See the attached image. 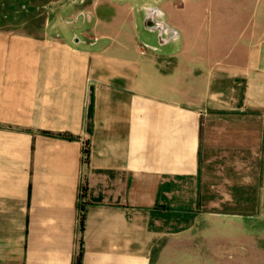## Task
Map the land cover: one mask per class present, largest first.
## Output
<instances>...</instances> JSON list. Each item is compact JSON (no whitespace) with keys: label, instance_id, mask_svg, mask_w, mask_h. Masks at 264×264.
Here are the masks:
<instances>
[{"label":"crops","instance_id":"0c3cea01","mask_svg":"<svg viewBox=\"0 0 264 264\" xmlns=\"http://www.w3.org/2000/svg\"><path fill=\"white\" fill-rule=\"evenodd\" d=\"M50 2L0 14V264H157L205 200L264 216V0Z\"/></svg>","mask_w":264,"mask_h":264},{"label":"rangeland","instance_id":"374dc122","mask_svg":"<svg viewBox=\"0 0 264 264\" xmlns=\"http://www.w3.org/2000/svg\"><path fill=\"white\" fill-rule=\"evenodd\" d=\"M50 1L0 0V14L10 17V28H41L49 17L53 20ZM224 202L203 201L194 227L164 238L169 247L163 253L159 249L157 264H264V216L223 214L234 206Z\"/></svg>","mask_w":264,"mask_h":264},{"label":"water","instance_id":"95a60500","mask_svg":"<svg viewBox=\"0 0 264 264\" xmlns=\"http://www.w3.org/2000/svg\"><path fill=\"white\" fill-rule=\"evenodd\" d=\"M148 26L151 28L161 29L163 25L161 23L156 22V21H149Z\"/></svg>","mask_w":264,"mask_h":264}]
</instances>
